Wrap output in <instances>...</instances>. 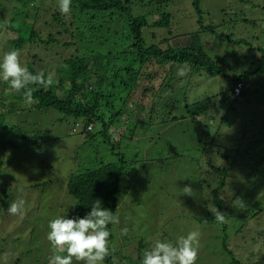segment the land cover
Masks as SVG:
<instances>
[{
  "label": "rangeland",
  "instance_id": "rangeland-1",
  "mask_svg": "<svg viewBox=\"0 0 264 264\" xmlns=\"http://www.w3.org/2000/svg\"><path fill=\"white\" fill-rule=\"evenodd\" d=\"M133 1L132 10L136 16L140 11L146 15L156 9L163 13L158 18L148 16L146 20L143 19L150 26L159 22L162 24L150 28L145 26L143 33L147 38L155 34V41L166 39L171 47L184 46L189 42L186 32L200 30L191 0H163L159 4H150V0ZM199 1L205 14L203 26L209 24L218 32L231 33L234 38L247 39L253 45L256 44V38L264 42V13L262 16L257 13L264 9V0H249L246 4L239 0H216L219 3L216 6H213L215 0ZM258 4L263 8L257 10ZM18 6L17 0H0V57L10 51V40L15 37L8 27L14 17L15 26L25 21L26 29L32 27L40 39L44 40L53 34L58 42L49 46L38 41L28 45L20 53L24 66L32 63L41 71L48 69V72H52L54 65L76 54L80 46L91 49V46L97 45L100 47L98 50L107 53L111 48L115 51L127 49L130 44L125 29L126 19L117 14L95 16L90 26L93 25L97 31H88L84 18L77 19L70 27L69 24L74 20L61 14L64 24L74 31L58 36L56 33L62 32L63 27H56L52 19V15L59 12L58 0H34L29 9L22 8L14 13ZM220 8H226L231 16L232 11H242L248 16L255 14L253 18L257 25L253 27L238 23L233 26L227 22L221 23L225 19L218 11ZM77 27L79 30L75 31ZM108 29L109 32H106ZM81 31L86 41L78 42L70 36ZM202 39L205 47L215 50L217 55H213V58L221 62L229 75L247 70L249 62L243 61V64L237 56L234 59L233 51L228 46L217 45L210 33L202 32ZM68 42L70 46H63V43ZM243 50L247 53L238 50L241 57H259V54L249 52L247 47ZM219 53L222 55L219 56ZM31 55L38 56L40 61L32 59ZM223 55L228 58L223 60ZM127 59V65L121 59L116 61L111 58L110 62L129 68L130 71L139 68L132 62L131 56ZM148 67L139 70L148 75L151 72ZM186 77L188 82L184 80L177 87L182 93L185 90L190 102H201L209 95L227 91L231 86V82L223 77ZM177 79L178 76L171 73V81L176 83ZM99 81L97 76L93 77V89L98 88ZM147 81L140 79L133 94L123 91L116 95L113 103L118 119L114 120L115 127L110 130L111 142L115 146V153L124 155L127 162L117 195L116 214L119 215L120 223L113 225L109 241L114 264H139L144 251L150 249L155 240L175 243L179 236L194 230L200 233L196 264L227 263L229 258L221 253L222 226L210 221L214 216L208 205L213 204L211 193L216 186L210 166L228 168L230 171L227 177L229 181L221 195L226 200V247L240 264H253L258 260L264 264V212L256 215L260 203H264V160L249 175L258 160L264 158V76L250 79L254 87L247 91V96L236 102L227 97L221 100L224 95L214 97L207 116L201 119L197 117L198 121L213 119L209 122L210 128L203 131L199 126L197 132L189 123L178 126L176 131L162 127L159 118L164 114L161 111L141 113L140 105L150 104L143 96L144 88L157 89L159 83V80H155L149 87L151 83ZM3 83L0 80V101L3 96L7 101L0 106V111L5 113L6 126L0 130V264H48L55 252L47 240L48 222L61 215L71 218L73 214L74 200L66 190L70 176L85 169H93L97 162L115 163L117 156L111 153L109 144H104L99 138L98 124L94 125L91 132L93 138L84 139L80 134L84 128L81 120L65 116L54 109L38 111L24 102L13 104L11 94L3 88ZM129 94L133 97H128ZM230 104L232 107H229ZM107 111L108 108L103 110ZM222 116L227 123L219 124ZM75 124L77 128L74 132ZM218 125L220 131L212 143V133ZM183 127L186 130L184 132ZM17 129L27 136L25 140L14 135ZM243 131L246 136L240 135ZM246 147L248 158L243 159L235 153L239 150L243 154ZM231 164L233 166L230 169ZM185 186L191 187V195L184 193ZM237 197L243 201V208L232 204ZM17 199L26 202L23 216L7 212L8 206ZM242 215L247 219H243ZM125 227L128 233L122 235L121 230Z\"/></svg>",
  "mask_w": 264,
  "mask_h": 264
},
{
  "label": "trees",
  "instance_id": "trees-1",
  "mask_svg": "<svg viewBox=\"0 0 264 264\" xmlns=\"http://www.w3.org/2000/svg\"><path fill=\"white\" fill-rule=\"evenodd\" d=\"M32 1L34 0H17L19 6L15 8L16 12L14 13H18L22 8L29 9ZM132 1L133 0H72L71 12L66 15L70 16L74 20V22L69 24L70 27L76 23L77 19L81 20L84 18L86 23L89 25H86V27H89L88 31H97L98 29L93 25L90 26L95 16L117 14L120 17H124L127 22L125 26L127 39L130 42L127 48L128 50H122L119 48L118 50L120 51H115L111 48V50H108L107 53H102V51L98 50L100 47L97 45L91 46V49H85V47H81L79 45L80 48L76 50V54L70 55L67 59L62 60V62H58V64L53 66L54 71L52 72L55 74L56 82L52 86L45 89L39 85H33L36 90L33 93L35 103L31 104L32 109H36L38 111L54 109L65 116L73 117L75 120H81L84 124V128L80 134L84 137V139L88 140L93 138L91 132L94 125L98 124L100 126V131L98 132L99 138L104 144H109L111 153L117 156V161L115 163L97 162L96 167L93 169H85L70 176L66 183V190L67 194L74 200L73 204H75L73 206V214L71 218H82L90 212L91 205L95 200H99L103 208H107L108 210L114 212V214L117 212V195L120 191L121 177L125 174L127 168V162L124 155L115 153V146L111 142L112 134L110 133V130L112 127H115L114 120L118 119L117 109L113 104L116 99V95H120L123 91L133 94V91L137 88L136 85L140 79H148L147 83H151L149 84V87L155 80H159L157 89L144 88L143 96L150 101V104L147 106L140 105L139 109L141 110V113L145 114L148 110L151 112L161 111L164 116L159 118L160 125L166 129H175L176 131L179 129L178 126H185L189 123L193 126L192 129H194V131L197 132V128L199 126L200 129L205 131L210 128L209 122L213 121V119L206 122L204 120L198 121L197 117H200L201 119V117L207 116L209 113L208 109L211 108V101H214L215 99L214 97L224 95L225 97L221 100H225L227 97L236 102L242 97L247 96L249 93L247 91L254 87V85H251L250 79L258 75L264 76V42H259L256 38V44L253 45V43L249 42L247 39L234 38V35L231 33L227 34L224 31L218 32L214 26L209 24L203 26L205 14H203L199 0L191 1L194 13L197 17L196 24L200 30L191 29L189 32H186L189 42L184 46L177 47L169 46L166 39L159 42L155 41V34L149 35L148 38L145 37L146 34L143 33L145 26L150 28L162 25L161 22L154 24L155 26L147 25V22L145 24L146 18H148V16L158 18L160 14L163 13L157 11L156 9L155 11H150L151 13L146 15H142L140 11L136 16L133 14L132 4L134 5V3H132ZM162 1L163 0H150V4H159L162 3ZM239 1L244 2L242 4H246L249 0ZM213 4V6H216V4L219 3H216L215 0ZM228 8L230 9V7ZM260 8H263V6L258 4L257 10ZM218 11H220L223 15L222 18L225 19L221 23L227 22L233 26H236L238 23H245L253 27H256L257 25V21L253 18L255 14L248 16L242 11H238V13L236 11H232L231 16L226 8H220ZM257 13L262 16L264 9L258 11ZM52 19L56 24V27H63L62 32L60 30L56 33L58 36L61 34H68L69 31H74L64 24L60 12L56 11L52 15ZM11 21L12 23L7 26L12 30V33L15 34V37L10 40V50L16 49L21 53L28 45H32L37 41L46 46L58 44L56 36L53 34H49L46 39L42 40L32 27L26 29L25 21L20 23L18 27L13 23L15 21V17L12 18ZM258 23L261 22L258 20ZM77 30H79V27L75 28V31ZM106 32H109V29L106 30ZM202 32L210 33V35L215 38L214 42H216L217 45L220 44L228 46V48L233 51L232 57H234V59L237 56L242 59L243 64L245 63L243 61H247V64L249 62L247 70L241 73H236L232 76L229 75L223 68L221 62H219L218 59L213 58L217 55L215 50L205 47L202 41ZM70 36L72 39H77L78 42H82L83 40L86 41L82 35V31L80 33H71ZM70 44L71 43L69 42L63 43V46L68 47ZM245 47H247L249 52L259 54V57L257 59H255V56L250 59L248 57H241L238 50L241 51L240 53H247L243 50ZM242 50L244 52H242ZM113 51H115L116 54H114ZM218 55L221 56L222 54L219 53ZM129 56L132 57V62L139 66L137 70L130 71L129 68L112 65L110 62L111 58L112 60L121 59L122 63L127 65V58ZM31 57L34 60L38 59V61H40L36 55H31ZM221 58L224 60L228 57L223 55ZM65 65L66 67H64ZM181 65L190 66L188 75H194L196 77H202V75H204L211 78L223 77L225 80L231 82V86L227 89V91H220L213 96L209 95L201 102H190L186 98L185 90L182 93L177 87L184 80H187L188 82L187 77H178L176 83L171 81V73L174 72L176 74L178 66ZM26 67L33 74L41 71L32 63H28ZM142 67H148V69H151V72L146 75L142 70H139L142 69ZM47 70L42 71L47 74ZM94 76H97V79L100 80L98 88L96 89H93L92 85ZM241 82L245 84L246 89L243 91L239 99H236L233 96V88ZM3 88L9 90L11 94V102L13 104L24 102L22 95L14 92L8 83L4 82ZM257 88L254 90H258ZM149 90L151 91L147 94L146 91ZM179 92H181L182 95L178 101L177 97ZM132 94H129L128 97H133ZM4 101L7 100L3 96L0 101V106L5 104ZM12 106L13 108H16L14 105ZM229 107H232V104H230ZM103 108H108V111L103 112ZM12 111L14 110L12 109ZM222 117L219 124L227 123L228 121L226 118H224V116ZM4 118L5 113L0 111V130H4L6 128ZM76 128L77 124L73 127L74 132L76 131ZM184 131L186 130H184L183 127V132ZM219 131L220 125L216 127L214 134L212 133V143L218 136ZM14 135L23 140L27 138V136L18 129ZM240 135L246 136L244 131ZM247 152V147L244 149L243 154H241L239 150L235 151V153L240 154L243 159L248 158L246 157ZM225 157L227 158V156ZM263 160L264 158L258 160V163L255 164V168L253 167L250 170L249 175H252L254 170H257L259 162ZM0 163H2L1 154ZM232 166L233 164L230 165V169ZM210 168L211 174H213L216 183V186L213 188L211 193L213 200L212 203L217 209L225 213L226 211H224V209L226 200L224 197H221V195L227 185V181H229L227 177L229 176L230 171H228V168L220 169L215 166H210ZM245 177L248 179L247 174H245ZM260 205L261 207L258 209L259 211L256 215L264 212V203L261 202ZM242 218L247 219L245 215H242ZM210 221L222 226L221 253L225 254L229 258L226 264H240L239 261L234 258L233 253L226 247V224L217 222L215 218H211ZM108 227L111 233L113 225L110 224ZM111 238L112 234L109 237V241ZM104 264H114L113 257L109 255V257L105 259ZM139 264H141V262ZM253 264L263 263L258 260Z\"/></svg>",
  "mask_w": 264,
  "mask_h": 264
},
{
  "label": "clouds",
  "instance_id": "clouds-1",
  "mask_svg": "<svg viewBox=\"0 0 264 264\" xmlns=\"http://www.w3.org/2000/svg\"><path fill=\"white\" fill-rule=\"evenodd\" d=\"M71 5L72 0H58V9L62 15L71 12ZM189 71L190 66L181 65L178 66L176 75L186 77ZM0 80L8 83L14 92L21 94L27 105L35 103L33 93L36 89L33 85L46 89L56 82L53 72L46 74L44 71H39L33 74L29 71L21 63V54L16 49L7 51L0 57ZM184 193L191 195V187L185 186ZM25 203L24 199L13 201L8 206L7 212L11 215L23 216ZM232 204L244 207L239 197ZM208 208L217 222L226 223V213L221 212L213 204H209ZM119 223V215L103 208L99 200L94 201L90 212L82 218H65L61 215L49 220L47 240L55 252L49 258L48 264H74V262L104 264L105 259L110 255L111 233L108 226ZM127 233V227L121 230L122 235ZM199 248L200 233L195 230L179 236L175 243L157 239L150 249L144 251L141 264H196Z\"/></svg>",
  "mask_w": 264,
  "mask_h": 264
},
{
  "label": "built area",
  "instance_id": "built-area-1",
  "mask_svg": "<svg viewBox=\"0 0 264 264\" xmlns=\"http://www.w3.org/2000/svg\"><path fill=\"white\" fill-rule=\"evenodd\" d=\"M245 84L243 82H241L240 84H237L234 88H233V96L234 98H238L239 96H241V94L243 93V91L245 90ZM90 129V128H88Z\"/></svg>",
  "mask_w": 264,
  "mask_h": 264
}]
</instances>
